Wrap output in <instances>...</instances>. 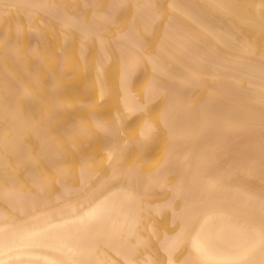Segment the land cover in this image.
<instances>
[{
  "label": "bare ground",
  "instance_id": "6f19581e",
  "mask_svg": "<svg viewBox=\"0 0 264 264\" xmlns=\"http://www.w3.org/2000/svg\"><path fill=\"white\" fill-rule=\"evenodd\" d=\"M0 264H264V0H0Z\"/></svg>",
  "mask_w": 264,
  "mask_h": 264
},
{
  "label": "rangeland",
  "instance_id": "374dc122",
  "mask_svg": "<svg viewBox=\"0 0 264 264\" xmlns=\"http://www.w3.org/2000/svg\"><path fill=\"white\" fill-rule=\"evenodd\" d=\"M54 37V35H52ZM58 45H56L55 43H52L50 49H49V55L52 57L51 59V62H52V65L51 67H57L58 66V62L56 63L57 60H55L56 58L54 57V52L56 50H58ZM88 82H90V79L86 78L84 80H82L81 82L78 83V88L75 89L73 91V93L69 96H67L68 98L70 99H76L78 97V95L80 94V90L82 88H84L85 84H87ZM96 95H89L87 96L88 99H91V98H94ZM155 112H152V114H154ZM136 127V123H131L130 125V130L129 131H132V129H134ZM237 131V132H236ZM235 132H233L231 135L233 137H235V135L237 136V134L240 132V130H236ZM237 133V134H236ZM235 134V135H234ZM91 140L96 144V147H100L102 145V138L101 137H92ZM162 142H163V139L162 137H158L157 138V141H156V145L152 148V150L147 154V156L145 157V159L143 160V164L146 166V165H150V164H154L156 162H159L160 160V157H161V148H162ZM233 151V150H232ZM235 152V151H234ZM229 154H233V152H230ZM96 159H99L100 161L97 162V165L99 167H102L104 166L105 164V161L103 159V156L102 155H95ZM137 157H134V156H131L129 158L126 159V162H132V161H135ZM72 167L74 166L73 164L71 165Z\"/></svg>",
  "mask_w": 264,
  "mask_h": 264
}]
</instances>
